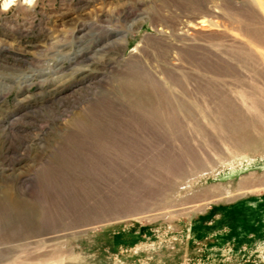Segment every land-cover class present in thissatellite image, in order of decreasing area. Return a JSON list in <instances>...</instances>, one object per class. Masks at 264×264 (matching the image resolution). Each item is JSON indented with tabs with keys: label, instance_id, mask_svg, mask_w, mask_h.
Masks as SVG:
<instances>
[{
	"label": "rangeland",
	"instance_id": "1",
	"mask_svg": "<svg viewBox=\"0 0 264 264\" xmlns=\"http://www.w3.org/2000/svg\"><path fill=\"white\" fill-rule=\"evenodd\" d=\"M0 264H264V0L0 2Z\"/></svg>",
	"mask_w": 264,
	"mask_h": 264
},
{
	"label": "clouds",
	"instance_id": "2",
	"mask_svg": "<svg viewBox=\"0 0 264 264\" xmlns=\"http://www.w3.org/2000/svg\"><path fill=\"white\" fill-rule=\"evenodd\" d=\"M2 2V8L4 11H7L11 6L15 5L16 0H0ZM24 3L29 6H33L35 4V0H24Z\"/></svg>",
	"mask_w": 264,
	"mask_h": 264
}]
</instances>
